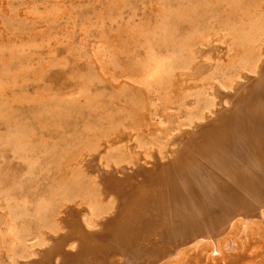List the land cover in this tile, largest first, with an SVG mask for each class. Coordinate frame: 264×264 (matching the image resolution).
<instances>
[{"label": "rangeland", "instance_id": "rangeland-1", "mask_svg": "<svg viewBox=\"0 0 264 264\" xmlns=\"http://www.w3.org/2000/svg\"><path fill=\"white\" fill-rule=\"evenodd\" d=\"M229 1L0 0V264H33L34 251L51 239L48 232L64 226L59 216L65 215L107 239L101 245L106 249L105 264H132L133 260V264H264V203L256 205L237 179L228 176L211 174L213 181L203 196L187 194L191 197L172 209L173 202L164 199L165 194L187 189L180 180L174 188L163 189L158 173L163 166L150 163L140 174L137 169L124 174L118 197H125L117 201L122 206L111 219L118 224L141 222L145 227L140 226V232H155L154 251L141 257L132 254L138 235L129 232L120 238L113 236L111 228L86 225L94 224L103 210L119 205L113 197L103 199L97 190L100 165L112 159L115 147H98L99 143L87 139L90 124L107 122L108 114L121 104L115 95L121 78L114 75L121 77L135 61L163 52L173 34L194 28L193 18L217 14ZM259 21L264 26V15ZM211 45L204 60L228 59L235 51L228 43ZM101 50L103 59L98 57ZM224 50L233 53L225 55ZM208 104L213 106L211 101ZM131 143V158L120 165L132 164L141 156L143 162L155 160V149L148 150L151 155L144 154L136 142ZM78 183L82 186L76 189ZM130 191L137 196H128ZM181 231L190 233L179 235ZM49 258L46 255L42 261ZM100 261L103 258L97 264ZM67 262L60 260V264Z\"/></svg>", "mask_w": 264, "mask_h": 264}, {"label": "bare ground", "instance_id": "bare-ground-1", "mask_svg": "<svg viewBox=\"0 0 264 264\" xmlns=\"http://www.w3.org/2000/svg\"><path fill=\"white\" fill-rule=\"evenodd\" d=\"M229 3L231 5L227 2V7L223 11L218 10L217 14L212 12L205 19L204 16H198L197 20L193 18L197 22L194 28H189L184 34H173L163 52L135 61L123 71L121 77L117 75L116 78L114 75L115 79L121 78L117 81L120 86L115 94L121 104L115 112L108 114L107 122L102 125L90 124L87 137L90 139L88 142L99 143L98 147H115V152L110 156L112 159L107 164L102 163L99 168L97 190L103 199L113 197V201L117 202L121 197L124 198L118 197V191L122 189L118 182L124 179V174H132L136 169L140 174L142 167L153 163L151 166H163L158 172L163 189L174 188L178 180L183 181L187 189L186 193H178L176 190L165 194L164 199L173 202L172 209L191 197H187V194L194 198L203 196V190H208L213 181L211 174L221 179L224 178L222 176L237 179L246 195L256 200V205L264 203V195L261 193V189L264 192V26L260 27L262 24L259 21L264 15V0H231ZM218 41L228 43L230 49H235L234 53L233 50L227 51L233 53L229 54L231 57L228 59L214 58V62L204 60L209 46L212 47L211 44ZM97 42L94 44L96 52ZM102 50L98 57H101L99 55L103 53ZM110 52L109 49L107 53ZM113 68H110L109 73ZM209 101L213 102V106L208 104ZM216 105L221 106L215 110L213 107ZM157 116L161 117L159 121ZM132 141L142 148L144 154L151 155L155 149V160L146 159L145 163L141 156L143 161L132 158L133 165H120V162L130 160L131 157H128L133 153ZM173 150V153H168ZM78 184L76 189L82 186V183ZM128 194L131 198L137 196L136 192L130 191ZM116 205L111 210L108 208L97 214L94 224L86 222V225L111 228L113 236L120 238L129 232L138 235L132 242V254L135 257L154 251L155 232L142 230L151 235L140 236L141 222L125 220L123 223L122 220L118 224L117 220L111 219V215L121 209L122 202L117 205L118 208ZM132 207H135L134 203ZM225 210L227 208L223 212ZM101 215L102 219L98 220ZM59 217L63 218L64 226L55 230L56 233L48 232L51 239H47L43 246L40 244L34 251L35 257L30 260L31 263L60 264V260L66 259L67 264H75L76 261L77 264H97L102 258V264L108 262L106 249L101 246L107 239H101L102 234L98 231L92 233L88 228L86 230L82 227L85 225L75 223L69 215ZM145 224L150 222L145 221ZM177 233L182 235L190 231ZM46 255L51 257L50 260L42 261ZM82 259L85 260L81 262Z\"/></svg>", "mask_w": 264, "mask_h": 264}]
</instances>
